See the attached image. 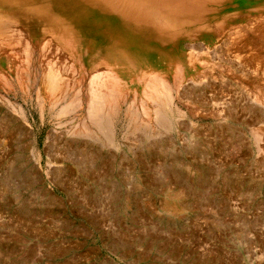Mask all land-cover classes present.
<instances>
[{
	"label": "rangeland",
	"instance_id": "1",
	"mask_svg": "<svg viewBox=\"0 0 264 264\" xmlns=\"http://www.w3.org/2000/svg\"><path fill=\"white\" fill-rule=\"evenodd\" d=\"M11 1L33 74L117 83L69 108L0 52V264H264V0Z\"/></svg>",
	"mask_w": 264,
	"mask_h": 264
},
{
	"label": "bare ground",
	"instance_id": "2",
	"mask_svg": "<svg viewBox=\"0 0 264 264\" xmlns=\"http://www.w3.org/2000/svg\"><path fill=\"white\" fill-rule=\"evenodd\" d=\"M14 0H12L11 2H13ZM112 1V0H111ZM120 1V0H119ZM197 1V0H196ZM115 2V1H114ZM172 2V1H171ZM200 2H203L205 4V8L208 7V4L215 8V7H218L219 8H222V9H229V8H232V7H236L235 4L233 3V0H200ZM189 3V2H188ZM191 3V2H190ZM194 3V2H193ZM208 3V4H207ZM118 4V3H117ZM196 4V3H195ZM203 4V5H204ZM202 5V6H203ZM238 5V4H237ZM186 7V6H185ZM116 9V8H114ZM114 9L113 12H117L118 11H115ZM100 10V9H99ZM9 14V13H8ZM109 14V13H107ZM103 15V14H102ZM110 16H113L112 14H109ZM103 17H105V15H103ZM12 29V28H11ZM24 33L22 34H16V33H11V32H8L6 31V35H4V37H0V44H2L1 42H6L8 41L10 44L9 46H1L0 47V52L2 54H4L5 56V62H7V66H9V68L12 70L13 72V76H14V82H15V86H19L21 89H27L30 84L33 85V86H39V88L41 89H44L45 90L47 89V85H50L52 84V89L54 91V94H52L53 97H55L54 99H56V101H60L61 99H63V95L60 99L59 96H61L60 94L62 92H70V94L68 95V101L70 103H68L69 105V108L72 104V106L74 105V103L76 104L78 100H80L81 98L83 99L86 94L89 95V98H88V101L89 103H96L97 104L99 102H102L103 99L105 100V96L104 94H106L107 96V92L108 95L110 96V100L109 102L110 103H113V105L115 104L116 102V97L115 95L113 96L111 93L113 91V89L116 87V84H113L115 81V79L112 77H109V76H106V75H103V74H99V72H97L93 77H91V79L89 81H85V83H82L81 86H83L84 84L88 86L89 88V92L87 91V93L85 94V90L83 88L80 89V91L78 92V94L74 93V83L75 82H78V79L76 78V80H74L71 76V78H62L61 76L59 77L57 75V71H59L61 68H66L67 63L66 59H62V58H59L58 59V52L56 50V54H53L54 57H52V60L49 59V57L51 56L50 54L47 56L48 59L44 60L45 57L42 56L43 60H42V63L44 64L43 66V72L42 74H40L39 76L36 75V74H33L32 70L30 67H32V64L36 65V59L34 61V58L28 55V57H23L22 54L24 53V51L26 50H29L30 48L26 49L25 46H22L25 45L24 43H22L20 41V38L21 36H24L23 35ZM18 35L17 39H16V36ZM1 36V35H0ZM12 39V40H11ZM12 42V43H11ZM24 42V40H23ZM7 43V42H6ZM22 43V44H20ZM27 44V43H26ZM50 52V51H49ZM26 53V52H25ZM54 53V51H53ZM48 54V53H47ZM62 56V55H61ZM80 58V57H79ZM77 62V61H76ZM107 62V61H106ZM3 63V62H2ZM32 63V64H31ZM108 63V62H107ZM72 65V64H71ZM81 66V65H80ZM36 68V67H35ZM101 68V67H100ZM99 68V69H100ZM33 69V67H32ZM111 69V68H110ZM46 70V71H45ZM37 71V70H36ZM110 72V71H109ZM112 73V72H111ZM86 74V73H85ZM2 75V74H1ZM93 75V74H92ZM113 75V74H112ZM157 77V75H156ZM158 79V78H157ZM146 80V83H147V88L148 90L150 91V93L152 94L151 99L152 97H154L151 101L153 100H160V104L157 105V108L160 109H166L167 107H169V94H168V90L165 86H163L161 84V82L159 83L154 77H148V78H145ZM160 81V80H159ZM164 82V80H163ZM117 83V82H116ZM76 84V83H75ZM165 84V83H164ZM80 85V84H79ZM74 88L73 90L71 88ZM84 87V86H83ZM107 91L106 93L104 91ZM38 91V90H37ZM62 91V92H60ZM103 92V93H102ZM115 92V91H114ZM39 94V93H38ZM66 95V96H67ZM171 96V95H170ZM104 97V98H103ZM66 98V97H65ZM103 98V99H102ZM160 98V99H158ZM102 100V101H101ZM64 101V100H63ZM107 101V99L105 100ZM80 102V101H79ZM154 103H156L155 101H153ZM152 102V104H154ZM88 103V105H89ZM105 102H103V105L105 106L104 104ZM108 103V102H107ZM97 104L95 106H97ZM158 104V103H156ZM156 104H154L156 106ZM92 106V104H90ZM99 105V104H98ZM102 105V106H103ZM117 105V104H116ZM100 106V105H99ZM110 106V105H109ZM68 107V106H67ZM107 107V106H105ZM115 107V106H114ZM95 108V107H92V109ZM96 109V108H95ZM93 109V111L95 110ZM97 110V109H96ZM95 110V111H96ZM114 110V109H113ZM157 110V109H156ZM99 111V110H98ZM110 111V110H109ZM108 110H106V112H109ZM91 111H89V114H90ZM100 112V111H99ZM105 112V111H104ZM115 112V111H114ZM112 112V113H114ZM159 112V110H158ZM95 113V112H94ZM94 113H91L90 115L94 117ZM101 113V112H100ZM110 113V112H109ZM162 113V111L160 112V114ZM156 115L158 113H155ZM96 115H97V112H96ZM137 115V114H136ZM164 115V114H163ZM89 116V117H91ZM96 118V116H95ZM158 118V117H157ZM156 118V119H157ZM90 119V118H89ZM93 120V119H92ZM92 120L90 121V123L92 122ZM100 120V119H99ZM160 120V119H157V121ZM165 120V119H164ZM95 121V120H94ZM98 121V120H96ZM99 122V121H98ZM103 123V122H102ZM96 124V123H95ZM97 126V125H96ZM85 129V128H84ZM78 132V131H77ZM89 132V131H88ZM108 132V131H107ZM89 134V133H88ZM15 172V171H14Z\"/></svg>",
	"mask_w": 264,
	"mask_h": 264
}]
</instances>
